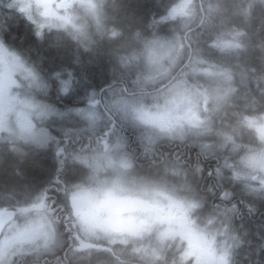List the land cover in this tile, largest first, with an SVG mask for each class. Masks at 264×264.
<instances>
[{
    "label": "trees",
    "instance_id": "trees-1",
    "mask_svg": "<svg viewBox=\"0 0 264 264\" xmlns=\"http://www.w3.org/2000/svg\"><path fill=\"white\" fill-rule=\"evenodd\" d=\"M182 1L107 0L114 13L119 9L116 26L123 30V34L115 38L105 36L96 47H85L83 41L80 45H74L63 35L64 28L50 24L49 27L44 28L43 24L35 28L32 13L29 15L24 8V13H13L15 18L8 22L4 42L20 55L24 63L49 79L51 73L59 71L60 79L67 80L64 68L76 67V75L82 87L58 102L62 108L84 106L86 95L94 94L95 99H100V96L104 98L113 92L116 95L127 94L124 87L135 95L149 94L150 91H157L162 82L171 81L174 76L170 85L188 79L195 88L204 92L207 85L201 82L207 83L215 78L218 85L222 86L221 91L227 94L214 116L216 120L239 124L252 136L258 150L264 149V143L258 138L256 130L246 125L251 118H260L264 114V0H193L183 20L165 21L164 18L173 6L180 5ZM37 30L41 32V38L36 36ZM169 36L172 40L178 39L183 48L168 73L157 77L155 81L142 79L138 83L137 74L145 76L142 72L144 70L139 68L110 77L111 64L119 61L128 70V62L132 57H141L147 53L149 41ZM106 40L111 43L105 44ZM160 90L163 91L162 88ZM79 125L80 128L85 127L81 122L76 125L70 121L61 123V127L68 128ZM109 125H100L98 129L94 126L74 135L71 140L63 139L59 131L58 139L52 140L49 151L27 158L22 153L17 156L9 154L5 148L0 152V210H14L19 219L22 213L32 210L36 205L42 204L47 211L50 205L55 207L63 203L65 182L74 178L79 169H69L66 175L62 167L56 168L53 164V152H58L61 160H71L81 153V149H86L89 138L94 142L96 136L103 138L101 152L105 144L103 141L110 144L114 138L113 129ZM108 131L110 135L106 133ZM80 137L81 141L78 140ZM125 138L128 151L129 142L132 141L128 132L122 136L124 141ZM57 140L62 141L60 150L57 148ZM43 142L47 143L48 138L45 137ZM166 146L167 143L162 147L168 164L182 161L184 167L190 169L193 159L183 162L179 154L170 155ZM177 146L184 147L183 144ZM159 147L141 146L140 151L143 148L152 159L160 160ZM15 148L23 149L24 145L16 144ZM255 149H244L241 156L246 157L256 152ZM196 151L202 152V155H197L195 169L191 170L195 171L196 189L199 192L195 201L200 207L193 213L192 219H213L219 215L230 219L231 216L232 231L238 230L239 226L248 228L253 234H258L259 230L260 234L254 236V242L244 245L233 254L229 264H264V249H260L264 244V199L250 193L255 187L252 188L243 177L235 178V183H231L234 178L231 173L235 170L232 163L236 159L218 151H203L199 145H196ZM142 161L145 166L149 163L147 159ZM46 214L48 217V211ZM59 219V229L64 233V238L55 250L48 248L34 254H23L17 261L22 260V264H64L63 257L66 254L65 261L68 264L72 260L69 254L73 247L76 264H97L105 255L113 257L118 264H135L137 260L144 259L142 254L133 257L130 252L122 254L121 249L131 246L112 242L108 237L88 241L73 227L72 218H65L61 214ZM218 225L226 224L220 221ZM83 241L90 243L91 247L81 251L79 248ZM43 257H47L48 261ZM170 263L181 264L177 255L171 257Z\"/></svg>",
    "mask_w": 264,
    "mask_h": 264
},
{
    "label": "rangeland",
    "instance_id": "rangeland-1",
    "mask_svg": "<svg viewBox=\"0 0 264 264\" xmlns=\"http://www.w3.org/2000/svg\"><path fill=\"white\" fill-rule=\"evenodd\" d=\"M17 1L24 3L23 7L29 15L31 13L33 17L39 15L46 21L44 28L49 27V24L64 29L71 27L73 34L81 38L84 36V31L80 25L75 23V17L68 10L73 8V5H79L94 13L97 3V0H68L67 9L59 13L53 8L50 0ZM192 1L183 0L180 5L173 6L172 11L164 20H183ZM118 11L119 9L115 13L116 21L119 19ZM100 40L96 36L91 39H82L85 47L99 46ZM104 43L110 44L111 42L106 40ZM147 45L149 47L145 55L134 56L128 62V71L138 68L144 70L142 72L145 73V76L141 73L137 74V83L142 79L155 81L157 77L168 73L177 61V54L183 48L178 39L172 40L171 36L152 39ZM24 81L31 82L34 87L39 88L41 94L47 91V82L41 79V73L35 72L27 63H24L17 52H11L5 46L3 48L0 43V95L3 94L5 88L11 93ZM201 84L207 85L203 89L204 92L202 89L195 88L188 79L175 82L169 87L170 95L167 108L159 114L143 109L144 120L148 124L162 125L171 121V131L176 134L178 139L190 137L195 141H203L208 143L204 147L205 149L218 151L236 159L232 163L236 170L231 173L233 179L243 177L248 180L250 186L255 187L251 189L253 191L250 193L257 194L259 199H264V183L260 179L264 174V149L258 150L252 136L239 124L216 120L214 116L226 93L221 91L222 86L218 85L215 78L207 83L201 82ZM148 93L122 95L125 99L134 98L142 103L145 100H151L157 91ZM246 125L252 126L260 141L264 143V114L260 118H251ZM0 126H2V121H0ZM22 127L26 135L32 134L30 118L22 119ZM156 140L159 138L152 137L151 139L152 142ZM41 141H45V137H41ZM106 145L109 154L113 157L125 151V141L119 135H116L110 144L106 142ZM147 146L153 147L150 142ZM253 146L256 148V152H252L246 157L241 156L244 149L251 151ZM103 152L104 149L101 153ZM21 153L22 149L18 148L16 156ZM169 173L177 177L176 183L141 187L133 195L123 198H108L102 204L96 203L94 193L89 190L77 191L74 196L77 208L93 210V218L86 223L83 230H79L80 233L88 241L102 240L108 237L112 242L117 241L124 246L130 245V248H123L120 252L122 254L130 252L132 257L142 254V258L158 259L161 249L166 248L171 253V257L177 255V260L181 264L190 262V264H229L233 254L235 255L244 245L254 242V236L260 234L259 230L258 234H253L244 226H239L238 230L232 231L231 216L229 219L224 218V215L212 219L217 225L216 231L209 232L205 227L196 226V218L192 219V216L200 204L193 199L190 200L193 192L192 185L185 182V178L179 170L169 171ZM185 176L191 178L190 172ZM118 199L138 201L140 206L133 204L130 210H120L114 207V202ZM169 210H172L176 218L169 217ZM45 211L42 204L36 205L32 210L25 211L18 220L8 225L0 241V264H12L14 259L22 253L34 254L49 248L52 243L49 239L51 222L47 217V211ZM183 213L185 216H182ZM101 214L102 219L99 218ZM220 221L226 225H218ZM153 233H155V240L151 241ZM89 247H91L90 243L83 241L79 250L83 251ZM260 249H264V244ZM105 256L97 264H118L113 257Z\"/></svg>",
    "mask_w": 264,
    "mask_h": 264
},
{
    "label": "clouds",
    "instance_id": "clouds-1",
    "mask_svg": "<svg viewBox=\"0 0 264 264\" xmlns=\"http://www.w3.org/2000/svg\"><path fill=\"white\" fill-rule=\"evenodd\" d=\"M111 5L107 0H97L95 12L73 5L69 13L75 17V23L80 25L84 31L83 38L73 34L71 27L62 30L74 45H80L82 39H91L93 36L104 39L105 36L115 38L123 34V30L116 26L117 16L114 10H110ZM40 27V20L37 17L35 28ZM38 38H41V32L35 31ZM88 51V49H85ZM78 67V66H77ZM64 71L71 82L68 90L61 84L58 78L59 71L51 73V79L41 74V79L47 82V91L41 94V90L34 87L31 82L24 81L17 89L11 93L5 88L0 95V152L5 148L7 152L16 155L14 145L22 144L23 157L38 155L50 150L52 140L58 139L57 133L61 128V122L67 120L61 114L68 113L72 108L60 107L58 102L81 89L80 78L76 75V67H65ZM128 70L124 65L116 61L109 66L110 77L119 76ZM87 81V78H85ZM171 81L158 87L157 93L151 100H145L142 103L133 99H125L123 95H116L114 92L107 97L96 100V110L98 118L96 120V129L101 124L127 125L140 133L137 140H141L145 132L154 138L173 140L178 137L168 127L162 124H148L142 115V110L147 109L152 113L159 114L167 108V101L170 95L169 85ZM163 89V91L160 90ZM53 92L55 95H53ZM103 109V111H100ZM30 118L32 121V134L26 135L22 127V119ZM41 137H47L48 142L41 141ZM102 137L96 136L93 142L89 138V144L86 149H81L83 156H75L71 160H61L58 152H53L52 162L56 168H63L65 174L69 169H79L74 178L67 180L64 186L63 203L51 205L48 207V217L51 221L49 239L52 241L50 250H55L57 245L63 240L64 233L59 229L60 219L63 214L65 218L73 219V227L77 230H83L86 223L93 218V210L79 209L74 203V196L77 191L87 189L94 193L96 203L102 204L108 198H123L133 195L138 189L145 186L173 184L177 182V177L169 173L167 161L152 159V157L142 148L139 154L136 150H126L127 138H125V151L113 157L109 154L107 145L104 144V152L101 153ZM147 159L149 163H141ZM264 183V174L260 177ZM185 182L192 185L194 195H199L196 189L195 181L191 178H185ZM196 215V214H194ZM102 219V214L99 217ZM200 226L205 227L209 232L217 230V225L212 219H198L196 221ZM155 240V233L150 238ZM171 253L167 249H161L159 259L144 258L137 260L135 264H170ZM15 264V261L12 262Z\"/></svg>",
    "mask_w": 264,
    "mask_h": 264
},
{
    "label": "flooded vegetation",
    "instance_id": "flooded-vegetation-1",
    "mask_svg": "<svg viewBox=\"0 0 264 264\" xmlns=\"http://www.w3.org/2000/svg\"><path fill=\"white\" fill-rule=\"evenodd\" d=\"M63 1H65V3L63 5H60V3L63 2ZM9 4H15L16 5V10H15L14 13H16V11H18L20 13H24V7H23L24 3L23 4L22 3H19L17 0H0V21H2L5 18V16L8 15V10H9L8 5ZM52 5H53V8L57 12L61 13V12L65 11L67 9V7H68V0H57L55 3H52ZM37 17L40 20V26H42L43 24L46 23V21H44L39 15L36 16V17H34V22L35 23H36ZM57 28H59V27H57ZM61 28H63V27H61ZM4 37H5V33L4 32L0 33V43H1V46L3 48L5 46L9 51L13 52L14 50L12 51L7 46V44H5ZM124 90H125V92H127L128 95H134L133 92H130L129 93L127 91V89H124ZM109 126H110L111 129H113V132L112 133H114V137H116V135H119L120 137L121 136H125V135H127V132H128L129 139L132 140L131 142H129V150L128 151H132L133 149H135L137 151V153H139L141 146H144V147H147V148H151V147H148L147 146L149 144V142H150L151 146H156V147L157 146H160L158 148L159 149V152H160V156H161V158H163L165 160L164 148L162 146H163V144L167 143L166 149L170 153V155L171 154H173V155L174 154H179L182 157L183 162H185V161H188L189 162L190 160L193 159V162L191 161V164L189 166L190 169L184 167L185 164L183 165L182 161L181 162H178V163H169V164L167 162V164H168V168H169V171L170 172H172L174 170H179L180 171V174L183 175L184 178H186L185 175H187L190 172L191 179H193L195 181V185H196L197 182H196L195 173H194L195 171L191 170V168H194L195 169L194 166H195V163L197 161L196 160L197 155L198 154H201L202 155V152L196 151V145H199L200 148H201V150L203 149V151H204V150H207L204 147L208 143H205L203 141L201 142L199 140L195 141L194 139H192L190 137H186V139H178L177 138V139H173V140L159 139V140H156V141H153L152 142L151 141L152 136L149 133H147V132H145L143 134L141 140H137V136L140 134V133L137 132V130H135V129L129 127V126H125V125L122 126L120 122H116L115 124L110 123ZM165 126L168 127L171 130L172 129V123H171V121L169 123L165 124ZM79 127H80V125H79ZM106 133H108V135L111 134V132H109V131L106 132ZM78 140L81 141V137L78 138ZM103 142L106 144V140H104ZM146 143H148V144H146ZM178 144H183L184 147L178 148V146H177ZM172 145H175V146H172ZM186 148H187V150H186ZM191 152H193V153H191ZM78 155L81 156V155H84V153L81 152ZM202 158H204V156ZM166 161H167V159H166ZM232 182L235 183L234 179H231V183ZM191 194H192V198L190 200L197 199V196L198 195H194L193 192ZM123 201H125V200H123ZM136 202H138V201H135L134 204ZM131 205H132V201H131ZM138 205L140 206V202H139ZM168 212H170L169 214L172 217L173 216H176L175 214H173L172 210H169ZM34 252H36V251H34ZM22 254H24V253H22ZM26 254H29V253H26ZM65 255L66 254H64V257H63L64 264H66V261H67L65 259ZM69 256L72 258V260L69 261L68 264H76V261H75V258H74V247L72 248L71 253L69 254ZM17 259H18L17 257L14 259V261H16L15 264H22V260L17 261ZM43 259L47 260V257H43Z\"/></svg>",
    "mask_w": 264,
    "mask_h": 264
},
{
    "label": "snow or ice",
    "instance_id": "snow-or-ice-1",
    "mask_svg": "<svg viewBox=\"0 0 264 264\" xmlns=\"http://www.w3.org/2000/svg\"><path fill=\"white\" fill-rule=\"evenodd\" d=\"M9 13L5 18L0 21V33L6 32L8 30V22L9 20L14 19L13 13L16 10V5L15 4H9ZM61 73L58 74V78H60ZM61 84L65 88V90L70 89L71 87V82L69 80L61 79ZM85 104L82 107H74L72 108L68 113L66 114H61L64 116L67 120H69L73 125H76L77 122H81L85 125L84 128L80 127H61L60 128V133L65 140H71L74 135H78L82 131H87L90 128H94L96 120L98 118V113L95 107L96 100L95 96L93 95H86L84 97ZM57 148L60 150V144L62 141L57 140Z\"/></svg>",
    "mask_w": 264,
    "mask_h": 264
},
{
    "label": "water",
    "instance_id": "water-1",
    "mask_svg": "<svg viewBox=\"0 0 264 264\" xmlns=\"http://www.w3.org/2000/svg\"><path fill=\"white\" fill-rule=\"evenodd\" d=\"M56 1L57 0H51L52 3H55ZM64 3L65 1L61 2L60 5H63ZM185 37H186V42L188 43L187 35ZM138 204H139L138 202L135 203V205H138ZM114 206L119 209H123V208L130 209L131 201L129 202V201H119L118 200V201H115ZM16 218H17V213L14 210L7 209V210L0 211V240L2 239L3 234L6 228L8 227V225L11 222H13Z\"/></svg>",
    "mask_w": 264,
    "mask_h": 264
},
{
    "label": "bare ground",
    "instance_id": "bare-ground-1",
    "mask_svg": "<svg viewBox=\"0 0 264 264\" xmlns=\"http://www.w3.org/2000/svg\"><path fill=\"white\" fill-rule=\"evenodd\" d=\"M191 52V51H190ZM191 57V55H189ZM154 91V90H153ZM67 103V102H66Z\"/></svg>",
    "mask_w": 264,
    "mask_h": 264
}]
</instances>
